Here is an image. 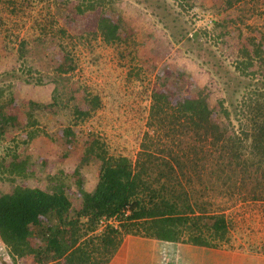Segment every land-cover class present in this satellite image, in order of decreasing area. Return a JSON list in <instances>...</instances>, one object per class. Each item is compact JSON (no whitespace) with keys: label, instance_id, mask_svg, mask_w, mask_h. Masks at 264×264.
Masks as SVG:
<instances>
[{"label":"rangeland","instance_id":"1","mask_svg":"<svg viewBox=\"0 0 264 264\" xmlns=\"http://www.w3.org/2000/svg\"><path fill=\"white\" fill-rule=\"evenodd\" d=\"M217 3L0 0V109L22 120V126H6L0 138V194L16 184L51 190L62 181L75 217L81 202L76 178L92 190L102 165L95 157L80 161L84 145L95 137L107 144L109 154L136 159L156 90H165L175 102L206 97L205 89L209 106L220 110L217 100L224 99L237 127L245 87L261 82L259 73L247 76L237 69L243 57L239 48L258 28L264 30V11L222 23L236 7L218 11ZM83 100L90 103L83 106L89 113L75 117L73 105L82 106ZM220 119L231 134L232 125ZM67 126L72 133L64 131ZM31 132L39 134L30 139ZM16 154L27 160L24 177L8 166ZM221 190L230 192L214 185L218 207L227 204ZM234 208L228 209L233 236L251 234V225L257 226L249 225L251 210L264 212V203ZM258 229L264 236V227L252 230ZM28 239L36 248L37 238ZM9 253L0 239V264H16ZM37 255L30 252L18 264H35Z\"/></svg>","mask_w":264,"mask_h":264},{"label":"trees","instance_id":"2","mask_svg":"<svg viewBox=\"0 0 264 264\" xmlns=\"http://www.w3.org/2000/svg\"><path fill=\"white\" fill-rule=\"evenodd\" d=\"M215 1H220L215 4L218 11L236 7L222 23L240 20L260 8L264 11V0ZM112 26L118 34L119 25ZM247 39L239 48L243 57L237 69L247 76L259 73L261 82L245 87L237 105V127L231 122L224 99L217 100L220 110L209 106L205 89L202 92L206 97L175 102L165 90L154 91L148 129L135 161L121 157L102 163L92 190L83 189L76 178L81 202L75 217L69 213L72 202L62 181L51 190L16 184L0 194V239L9 252L22 257L36 250V262L48 264L56 257L59 236L67 226L71 234L66 230L65 236H69L70 244L78 241L75 249L82 263L89 260L88 252L93 253L92 245L115 251L126 233L174 240L188 232L204 245H213L210 239L223 237L224 216L202 211L204 205L196 199L191 201L195 197L191 189L198 178V197L205 198L214 191V185L221 184L232 188L234 196L245 193L241 198L244 201L264 198V30L258 28L257 34L254 31ZM220 116L232 125L231 134ZM15 122V117L0 109V138L4 128ZM164 127L168 130L163 132ZM192 155L194 158H185ZM8 166L18 175L28 174L27 160L17 154ZM195 207H201L203 213L196 214ZM110 218L117 224L108 222L98 231L101 221ZM31 235L37 238V244H47L45 250L31 246ZM64 260L71 264L69 257Z\"/></svg>","mask_w":264,"mask_h":264},{"label":"crops","instance_id":"3","mask_svg":"<svg viewBox=\"0 0 264 264\" xmlns=\"http://www.w3.org/2000/svg\"><path fill=\"white\" fill-rule=\"evenodd\" d=\"M89 104V102L83 100L82 106L73 105V114L75 115V117H78V114L81 111L88 112L86 110L90 108H86L83 106H88ZM16 121L17 126H22L20 122L22 121L21 118H16ZM25 123L27 122L25 121ZM33 124L34 123L31 122V125ZM23 128H28V126L24 125ZM64 131L72 133V128L67 126L66 128H64ZM38 134L39 132L33 134L32 138H34ZM107 149L108 148L106 143L94 137L88 140V142L84 145V150L82 152L80 161H86V159L95 157L98 158L101 163L115 162L118 158L123 157L109 154ZM124 158L128 159L127 157ZM128 160L131 161L130 159ZM134 161L135 159L131 162ZM202 175L204 177H207L205 174ZM195 180L196 181L194 182V185L191 189L192 193L194 191L195 197L193 196L191 201L194 202V199H196L199 202L198 204H200L201 206L204 205L202 207V211H204L206 214L221 213L224 216L223 220L225 223V228L223 230V237H214L213 239H210L211 242L215 244L204 245L202 243H197L188 232H184L180 238L174 240L161 239L139 233H126L123 236L120 245L115 251H112L111 249L109 250V248L104 245H98L97 247L96 245H92L91 247L94 249L93 253L87 251L88 255L86 256V258H88L89 260L82 263L80 260V256L77 255V251L75 249L78 245V241L74 244H70L68 242L70 241L69 236H65L67 235L66 230L67 233L71 234V227L67 226L65 227V229L63 227V235L59 236L60 245L58 250L55 251L56 254L54 253L56 257L48 264H66L64 260L66 256L71 259V264H264V236L261 235L263 234V230H252L257 227H264V212H261V210L258 209L251 210L252 214H250V220H248L249 225H251L250 223L257 222L255 224L257 226L253 227L254 225H251L252 232L249 235L243 233L237 235L234 233L233 236L232 228H234V225L231 220H228V209H231V206H233L234 208L237 206V204L242 202H253L256 205L263 204L264 198L246 199L244 201L241 198L245 193L243 195H241L240 193L238 195L235 194L234 196L232 194L234 193V191L231 190L232 188L226 187V189H230V192L222 193L223 190H221L220 193L226 196L227 204L218 207L217 205L219 204H216L218 202H216V195L213 191L209 192L210 195L205 196V198L198 197L201 187H199L198 178H195ZM200 208L201 207H195L196 214L203 213L199 210ZM233 208L231 210H233ZM254 208L256 207L254 206ZM235 211L236 210H234V212ZM113 224L116 225L117 223ZM103 227L104 225L100 226L98 231H100ZM255 232L257 236L254 235ZM46 245L47 244L45 243L36 244V248L37 246H40L42 251L45 250V248L47 247ZM52 247L53 246H51V248ZM30 252H27L22 257L9 253L8 258L12 259V261L18 264V260H20L21 258V260L23 261V258H26V255H30ZM35 252L37 255L38 251L35 250ZM9 259H7V261H9ZM38 259L39 254L34 261L36 262L38 261ZM35 264L38 263L36 262Z\"/></svg>","mask_w":264,"mask_h":264},{"label":"built area","instance_id":"4","mask_svg":"<svg viewBox=\"0 0 264 264\" xmlns=\"http://www.w3.org/2000/svg\"><path fill=\"white\" fill-rule=\"evenodd\" d=\"M126 213H128V211L126 212ZM116 223L117 221L114 219V218H110V219H103L102 221H101V226H103V225H105L106 223Z\"/></svg>","mask_w":264,"mask_h":264}]
</instances>
